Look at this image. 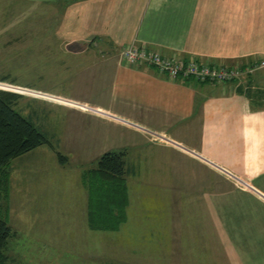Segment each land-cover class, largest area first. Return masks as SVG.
<instances>
[{"label":"crops","instance_id":"0c3cea01","mask_svg":"<svg viewBox=\"0 0 264 264\" xmlns=\"http://www.w3.org/2000/svg\"><path fill=\"white\" fill-rule=\"evenodd\" d=\"M19 1L53 7L64 87L43 101L77 119L85 149L129 150V220L156 215L179 264H264V0ZM128 44L239 74L170 78L125 63Z\"/></svg>","mask_w":264,"mask_h":264},{"label":"rangeland","instance_id":"374dc122","mask_svg":"<svg viewBox=\"0 0 264 264\" xmlns=\"http://www.w3.org/2000/svg\"><path fill=\"white\" fill-rule=\"evenodd\" d=\"M52 8L0 0V82L6 84L0 83V89L20 94L14 108L49 141L11 159L1 177L7 180L6 189L0 188L1 214L15 233L4 251L5 264H179L173 245H159L152 220L156 215H145L151 222H137L143 218L142 209L132 211L129 220L128 204L126 220L117 231L89 227L91 182L84 178L102 151L85 149L77 119L65 108L43 101L45 94L37 92H61L64 87L62 66L46 51L60 42L48 36L46 28L53 26L47 19ZM86 130L85 137L92 135L90 126ZM125 170L129 197V150Z\"/></svg>","mask_w":264,"mask_h":264},{"label":"trees","instance_id":"16d2710c","mask_svg":"<svg viewBox=\"0 0 264 264\" xmlns=\"http://www.w3.org/2000/svg\"><path fill=\"white\" fill-rule=\"evenodd\" d=\"M20 94L0 89V188L7 186L1 179L5 166L13 158L30 152L49 142L45 135L14 105ZM60 156V153H58ZM124 151L102 153L96 164L86 171L84 180L91 182L88 191L87 215L89 227L97 231H117L126 220L128 191ZM10 225L2 217L0 206V264H5L8 239L14 235Z\"/></svg>","mask_w":264,"mask_h":264},{"label":"built area","instance_id":"2783aa9c","mask_svg":"<svg viewBox=\"0 0 264 264\" xmlns=\"http://www.w3.org/2000/svg\"><path fill=\"white\" fill-rule=\"evenodd\" d=\"M121 58L127 64L148 65L164 72L170 78L181 76L198 82L227 81L238 77V70L221 65L201 63L194 58L179 60L168 57L145 45L128 44L121 49Z\"/></svg>","mask_w":264,"mask_h":264}]
</instances>
